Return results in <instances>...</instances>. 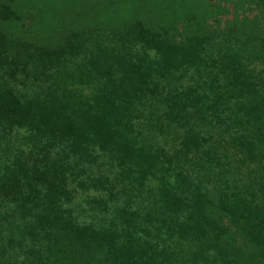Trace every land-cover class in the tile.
<instances>
[{"label":"trees","instance_id":"1","mask_svg":"<svg viewBox=\"0 0 264 264\" xmlns=\"http://www.w3.org/2000/svg\"><path fill=\"white\" fill-rule=\"evenodd\" d=\"M153 2L0 0V264H264V0Z\"/></svg>","mask_w":264,"mask_h":264},{"label":"rangeland","instance_id":"2","mask_svg":"<svg viewBox=\"0 0 264 264\" xmlns=\"http://www.w3.org/2000/svg\"><path fill=\"white\" fill-rule=\"evenodd\" d=\"M175 6V12L169 7V11L164 14L165 25L169 27H174L178 31H185V27L187 25L186 20L188 17L194 16V14L202 21L203 24L207 23L212 26L222 25L224 18L233 17L232 13L225 14L224 10L217 9L212 6L210 8V0H206L204 5H200L198 3H194L193 5H186L182 0H177ZM73 3L74 0H65V3ZM72 8H68L70 10L66 13L65 8L63 7L62 11H64L61 16L70 24H77L76 17L78 14H82L81 17L86 20L89 19L91 21L93 19V15H99L106 17L105 19L113 20V21H124V20H133V19H142L145 23L151 25V23H156L161 19V13L156 11V6L154 5L153 0H76ZM210 9L213 14L208 16H202V8ZM184 9L185 15H183V19H180L179 11ZM250 11L245 10L240 11V19L245 17L251 19V15L254 16L257 13L253 7L249 8ZM88 11V12H86ZM177 13V14H176ZM75 14V16L73 15ZM251 14V15H250ZM245 16V17H244ZM194 17H192L193 19ZM248 19V20H249ZM250 21V20H249ZM106 22V21H105ZM192 22V21H191ZM193 23V22H192ZM152 26V25H151ZM190 27V26H189ZM186 32V31H185Z\"/></svg>","mask_w":264,"mask_h":264}]
</instances>
